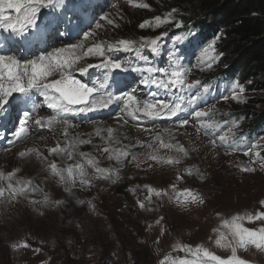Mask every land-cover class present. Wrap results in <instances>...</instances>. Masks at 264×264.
I'll return each mask as SVG.
<instances>
[{"label":"snow or ice","instance_id":"obj_1","mask_svg":"<svg viewBox=\"0 0 264 264\" xmlns=\"http://www.w3.org/2000/svg\"><path fill=\"white\" fill-rule=\"evenodd\" d=\"M122 2L132 9L153 10L147 0ZM110 7L116 11L93 14L92 0H0V117L4 118L0 125L14 124L10 136L0 135V141H5V152L19 149L14 152L16 166L8 171L0 167V215L7 217L10 208L27 205L43 216L46 209L65 206V199H54L45 191L48 181L75 198L77 191L91 192L98 181L119 183L129 167L137 172L168 168L174 170V179L167 187L134 184L127 188L140 211L157 214L146 230L160 229L154 241L159 244L168 231L166 217L160 214L165 201L184 212L208 203L201 191L181 187L186 177L207 179L199 165L187 163L199 151L192 137H206L203 146L215 157H245L228 166L247 176L264 173V136L251 141L239 136V119H222L230 114L216 107L230 100L246 103L243 85L232 80L221 91L211 80L193 76L194 70L206 72L219 65L220 35L205 44L185 24L179 9L171 8L138 24L139 30L155 35L113 38L111 34L126 18L118 2L114 0ZM171 29L183 31L166 41ZM73 30L75 42L52 43ZM166 42L172 47L160 65L157 61ZM121 53L124 57L118 58ZM125 73L129 76H122ZM132 74L138 77L135 82H130ZM102 113L113 123L107 124L99 116ZM82 124L90 125L92 131H77ZM34 137L51 138V143L20 148ZM180 137L188 138L187 143ZM84 146L91 151H83ZM104 161L109 162L107 166ZM33 163L45 174L39 183L20 175L21 165ZM95 198L75 202L99 215ZM257 203L254 211L230 216L215 213L218 224L208 239L227 256L203 243L177 240L159 264H253L241 253L264 254V199ZM76 227L83 230L82 223ZM10 248L42 251L28 240L14 241Z\"/></svg>","mask_w":264,"mask_h":264},{"label":"rangeland","instance_id":"obj_2","mask_svg":"<svg viewBox=\"0 0 264 264\" xmlns=\"http://www.w3.org/2000/svg\"><path fill=\"white\" fill-rule=\"evenodd\" d=\"M97 1L99 4H96ZM92 2L94 7L95 5L98 6L95 9V14L116 11L115 8L110 7L114 0H92ZM115 2L120 4L126 22L122 24L120 29L111 34L113 38H139L140 36L155 35V32L139 30L138 24L144 19L162 14L171 8L179 9L182 18L184 17V13L181 12L182 10L177 4H181L180 0H147L152 5V11L132 9L122 0H115ZM173 30L169 31V38H166V41H170L173 36L170 34ZM75 39L76 31L73 30L70 36L61 37L52 43L58 45L69 40L75 42ZM171 47L170 42L165 43L164 57L162 55L164 63L167 50ZM124 55L123 53L118 54V58H123ZM229 59L233 60V56L226 52L223 54L219 65L215 66L213 70L206 72L194 70L193 76L204 82L211 80L214 85L218 86L219 90L223 91L227 88V82L232 81V79L217 80V78L212 77L205 80L204 77L226 68ZM159 60L157 62L160 64ZM184 62L187 63L188 59L185 58ZM122 76H129V74L125 73ZM129 79L130 82H135L138 77L132 74ZM142 89L141 94L144 93ZM245 96L246 103L236 104L230 100L227 104L221 102L216 107L220 112L230 114L222 117V119L238 118L240 121L238 135L244 131L243 137L251 141L264 134V119L258 121L256 115L264 111V76L262 74L249 79ZM99 116H104L106 119L103 113ZM0 119L4 118L0 117ZM13 119H15V114ZM77 119L81 118L78 117ZM106 123L110 125L113 121L106 119ZM241 126L247 127L241 130ZM13 127L14 124L5 121L3 125H0V135L10 136ZM77 131L90 132L92 128L90 125L82 124ZM189 131H191L190 128ZM180 139L187 143L188 138L180 137ZM192 139L194 141L193 146L199 148V151L194 153L193 159L187 163L199 165L206 172L207 179L201 182L194 177H186L181 187H191L201 191L207 197L208 203L203 208H193L190 212H184L165 201L160 214H165L164 223L167 225L168 231L160 237L159 244L154 243V241L159 236L160 229L153 227L150 231L146 230L147 223H151L157 214L140 211L135 206V197L127 191V188L134 184H150L158 188L167 187L174 179V170L155 168L151 172H137L134 168L129 167L125 169L124 179L119 183L111 185L98 181L91 192L77 191L75 198L67 196L54 181H48L44 185L45 191L52 193L54 199L63 198L67 201L65 206L57 208L56 211H59L67 220L71 219L74 224L82 223L85 227L82 234L84 245L80 250L66 251V240L62 237L59 242L61 244L56 247L59 253L56 255L48 250L49 242L40 240H38L39 244L32 245L34 248L42 249L39 254L33 253L30 249L12 251L10 244L17 240H26L25 237L30 233L25 226L28 220L24 219L29 206L10 208L7 217L0 215V264H42V262L49 260L50 264H159V261L171 251V246L177 240L192 245L203 243L217 254L227 256L229 253L214 248L208 239L212 234V228L218 224L215 213L221 212L230 216L235 213L254 211L258 207L257 202L264 199V173L247 176L241 174L235 168H230L228 164L236 159L245 160V157L242 155L215 157L208 148L203 146L207 141L206 137L201 136L199 140H196L195 137ZM44 143H51V138L48 141H40L34 137L26 144L20 145V148L33 145L43 146ZM5 146V141H0V167L8 171L18 164L14 152L19 149H14L13 152H5L3 151ZM82 150L91 151V148L84 146ZM103 163L107 166L109 162L104 161ZM21 166L24 169L20 173L21 176L33 177L37 183L44 178L45 174L40 171L38 163ZM133 175L136 178L129 180L128 177ZM92 196L96 197L93 202L96 204L99 215L89 212L86 205L79 206L75 202L76 198L88 199ZM129 209L135 210L136 217L129 218ZM248 226L253 227L254 225ZM47 229L48 225L46 224L45 230L48 233ZM52 243L54 244L55 241ZM173 255L182 254L173 253ZM241 255L250 259L253 264H264V254L250 250L247 253L242 252Z\"/></svg>","mask_w":264,"mask_h":264},{"label":"trees","instance_id":"obj_3","mask_svg":"<svg viewBox=\"0 0 264 264\" xmlns=\"http://www.w3.org/2000/svg\"><path fill=\"white\" fill-rule=\"evenodd\" d=\"M180 1L181 4H177L184 13L185 24L195 29L201 41L206 44L220 35L217 41L218 52H229L233 56V60L229 59L225 63L226 68L205 76V80L212 77L217 80L230 78L246 88L249 79L259 74L264 76V0ZM177 31L181 30L174 29L170 36ZM163 57H160V65L164 64ZM256 115L258 121L264 119V111ZM246 127L241 126V130ZM243 132L239 136H243ZM44 211L45 214L41 216L28 207L24 219L28 220L25 226L30 233L25 239L32 242V245L39 244L38 240L49 242L47 248L53 255L59 254L56 247L61 244L59 242L62 237L66 240V251L80 250L84 245L82 234L85 227L83 230L77 228L71 219L67 220L56 209ZM128 216L136 217L135 210L129 209ZM46 224L49 234L45 230Z\"/></svg>","mask_w":264,"mask_h":264},{"label":"clouds","instance_id":"obj_4","mask_svg":"<svg viewBox=\"0 0 264 264\" xmlns=\"http://www.w3.org/2000/svg\"><path fill=\"white\" fill-rule=\"evenodd\" d=\"M99 1H101V0H99ZM96 4H99V2L97 1ZM95 6H96V5H95ZM97 7H98V6H96L95 8H97ZM92 10H93V9H92ZM141 87H142V86H141ZM141 89H142V88H141ZM142 92H144L143 89H142Z\"/></svg>","mask_w":264,"mask_h":264}]
</instances>
